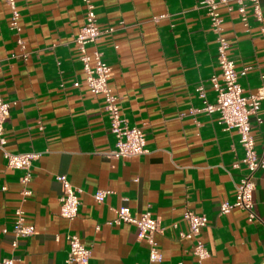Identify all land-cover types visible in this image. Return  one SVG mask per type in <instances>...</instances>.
<instances>
[{
    "label": "crops",
    "instance_id": "0c3cea01",
    "mask_svg": "<svg viewBox=\"0 0 264 264\" xmlns=\"http://www.w3.org/2000/svg\"><path fill=\"white\" fill-rule=\"evenodd\" d=\"M98 24L106 31L97 46L112 67L109 84L120 98L130 126L146 134L143 154L113 158L115 136L105 112L104 96L93 94L75 42L85 22L83 0H17L25 49L10 28L11 10L0 0V95L15 102L5 122L6 149L33 151L27 185L22 170L8 166L0 150V260L16 264H66L68 235L77 234L91 249V264H150L149 244L132 223L113 222L116 209L150 211L159 218L156 233L161 261L154 264H197L194 240L183 214L208 217L201 231L210 255L202 264H260L264 261V169L257 172L253 193L258 218L236 207L220 213V204L234 201V181L246 168L234 165L243 155L236 129H226L219 112L202 111L196 90L218 71L217 37L200 0H91ZM262 20L247 2V28L235 5L221 6L229 53L246 94L264 86V0ZM24 50V51H23ZM23 52L27 56H22ZM79 81V86L74 82ZM257 118H261L259 122ZM258 153L264 150V100L251 116ZM65 174L79 190L78 215L60 213ZM5 188V189H4ZM111 190L103 202L94 194ZM22 208L36 233L13 246L16 210ZM4 229H7L5 232Z\"/></svg>",
    "mask_w": 264,
    "mask_h": 264
},
{
    "label": "built area",
    "instance_id": "2783aa9c",
    "mask_svg": "<svg viewBox=\"0 0 264 264\" xmlns=\"http://www.w3.org/2000/svg\"><path fill=\"white\" fill-rule=\"evenodd\" d=\"M5 1L11 10L10 28L17 35V43L21 49H25V40L21 35V12L17 0ZM83 1L87 4V15L74 40L78 45L80 58L86 72L87 86L93 94L104 96L103 108L108 115L110 130L116 139L115 148L108 152V155L113 158H120L143 154L147 151L145 131L142 127L130 126L123 116L120 98L113 92L109 84L112 67L104 60V54L97 46L92 52L87 50L88 44H96L102 34L114 29L102 30L96 17L95 5L91 0ZM247 2H251L255 18L262 20L263 12L260 0H200L199 6L207 11L212 29L217 37L218 71L213 73L208 80L216 92L215 102L208 100L204 84H199L196 90L203 103L201 110L208 114L219 112L220 123L224 124L226 129L234 128L237 130L239 142L244 152L242 159L234 165L238 168L243 165L246 168L240 179L234 181L235 200L232 202L223 201L220 204V213H229L232 209L239 207L247 212L248 220L253 222L258 218L254 209L253 193L257 188V172L264 169V150L262 153H258L256 149L255 138L251 132V116L257 114L264 100V86L255 93L246 94L239 81V76L245 75L248 68L237 69L236 63L229 53L230 42L224 33V17L221 12V6H226L228 11H232L236 5L244 25L248 28ZM22 56L26 57L27 53L23 52ZM79 84V81L74 82L75 86H79ZM14 104L15 102L5 101L0 95V150L3 151L8 166L23 171L20 180L25 186L23 195L26 196L31 193L27 185L32 179V165L34 160L39 157V153L33 151L13 153L6 149L5 122L10 117L11 108ZM257 119L262 122L261 118ZM57 179L63 184L60 213L64 218L72 220L79 213L81 203L79 190L75 188L65 174L57 176ZM109 193L111 190L99 189L95 192L94 197L98 202H103ZM116 213L114 223L135 224L138 228V237L147 241L150 248V264L160 262L162 256L155 237L156 233L161 232L162 229L159 218L154 217L150 211L140 214L132 212L128 206L117 208ZM183 218L188 223V230L181 231L180 236L194 240V255L197 258V264H202L210 255L206 243L200 236L202 229L208 224V217L186 210ZM4 231L6 232L7 229ZM12 232L14 233V247L17 246L19 238L36 233L35 226L26 222L25 211L22 208L16 210V220ZM67 238L69 250L66 264H91V249L82 243L80 237L71 233ZM0 264H16V258H3L0 260ZM260 264H264V261Z\"/></svg>",
    "mask_w": 264,
    "mask_h": 264
}]
</instances>
